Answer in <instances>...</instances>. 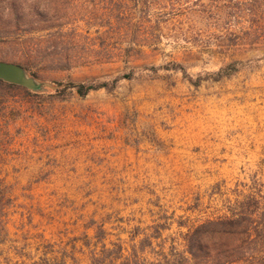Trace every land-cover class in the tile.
Returning a JSON list of instances; mask_svg holds the SVG:
<instances>
[{
  "label": "rangeland",
  "instance_id": "obj_1",
  "mask_svg": "<svg viewBox=\"0 0 264 264\" xmlns=\"http://www.w3.org/2000/svg\"><path fill=\"white\" fill-rule=\"evenodd\" d=\"M121 1L125 13L106 18ZM184 1L0 0V60L25 64L47 85L33 95L0 83V223L9 233L0 264H48L56 243L47 241L60 230L70 242L82 192L109 213L123 210L111 220L160 230L168 251L178 225L222 214L241 192L255 193L264 212V19L258 37L238 39ZM142 5L153 14L144 40L135 26ZM236 61L245 66L233 76L211 79ZM131 68L111 93L52 97L58 85ZM129 191L138 193L133 210L111 205L110 195ZM141 207L153 212L141 218Z\"/></svg>",
  "mask_w": 264,
  "mask_h": 264
},
{
  "label": "trees",
  "instance_id": "obj_2",
  "mask_svg": "<svg viewBox=\"0 0 264 264\" xmlns=\"http://www.w3.org/2000/svg\"><path fill=\"white\" fill-rule=\"evenodd\" d=\"M120 3L121 5L116 6L117 8L113 6L107 8L106 18L110 20L114 11L119 16L125 13L126 3L122 1ZM184 3L202 9L203 19L213 21L221 29L226 28V31H229L238 39L258 37L261 34L264 19V0H187ZM194 8L189 9L193 10ZM139 13L135 26L139 36L144 37V40L151 29L150 23L153 14L150 13L147 5L140 6ZM235 24L240 26L241 30L239 32L230 30ZM245 25L246 27H243ZM141 42L138 40L133 43L144 46L148 44ZM13 63L21 66L29 76L37 79L35 75L27 70L25 64ZM243 66L245 65L242 62H230L219 68L213 75H210L211 79L216 82L227 79ZM169 70H181L185 74L180 65H171ZM129 71V74L122 77L118 76L110 81L92 79L84 82L71 81L64 85H58L52 97L61 100L62 96L70 91L80 98L100 90L111 93L120 80H131L133 78L132 68ZM188 80L190 83L193 82L190 79ZM198 82L192 84L197 86L200 83ZM0 83L31 92L23 87L7 84L3 81H0ZM32 93L38 95L42 92ZM151 136L153 142L157 143L158 139L153 130ZM215 187L217 188L218 185ZM254 194L239 193L234 200L227 202V207L222 214L214 218H208L198 225L193 227L183 224L178 225V238L169 240V251L165 249L160 230L154 233V231H148V227L142 228L139 225H132L133 227L127 231L125 227L130 226L132 220L117 216L113 217L112 220L111 217L110 219L107 218L97 227L94 236L95 241L88 255L89 264H176V260H181L184 264L189 262L191 264H237L262 258L264 255L259 250V246H264V212L260 209L261 202ZM257 195L259 196V194ZM110 223L116 226L119 234L116 235V239L106 242L110 234L103 226ZM182 229L185 231H182ZM0 236V243H4L8 234L1 223ZM67 244V241H63L62 236L56 251L52 250L54 257L50 259L48 264H66L68 259L76 261L72 257L73 251H66ZM146 253L150 254L151 261L143 259L142 256Z\"/></svg>",
  "mask_w": 264,
  "mask_h": 264
},
{
  "label": "crops",
  "instance_id": "obj_3",
  "mask_svg": "<svg viewBox=\"0 0 264 264\" xmlns=\"http://www.w3.org/2000/svg\"><path fill=\"white\" fill-rule=\"evenodd\" d=\"M134 192V193H132ZM80 196L76 197V200L72 202V214L74 216V219L71 222V229L72 231V237L70 239V242L67 244L66 251L70 252L73 251L74 254H72V257L75 258L74 260H66V264H89V251L92 248L93 242L95 241L94 236L97 230V227L100 223L103 222V220L111 217V213L114 212L116 215H120V213L123 210H115L111 211V213L106 211V207L101 206L100 204H94L92 200L89 199V195L87 192L85 193H79ZM116 194V193H115ZM110 195L109 200L111 201V205L116 203L117 205L121 206L125 209H131L133 210L135 206L139 203L138 199H135L134 196L138 194L135 191H129V193H123L120 194L118 197L116 195ZM93 206V207H92ZM140 206H143L140 204ZM149 206V205H148ZM134 207V208H133ZM92 208L91 211H89ZM141 210H139L137 213L142 218L143 216L146 217L147 214L152 213L153 211L150 210L151 208H144L141 207ZM132 212L133 217H135V214ZM147 213V214H146ZM110 221V220H109ZM134 225L139 226H146V224L143 225V222L138 221V219L135 218ZM139 222V223H138ZM68 226V225H65ZM133 226H127L125 229L129 231ZM103 228L110 234L108 236V239L106 242L116 239V235L119 234L117 231L116 226L114 224H104ZM144 228V227H142ZM9 234V233H8ZM121 237H123L121 235ZM41 240L44 241L46 238L45 236H40ZM60 230H57L50 239H48L47 242L56 243L54 244L55 248H57V245L60 242ZM47 240V239H46ZM29 240H26L28 242ZM32 243H28L26 245H30ZM37 246V245H35ZM61 246H63L61 244ZM63 248V247H61ZM40 249V247H39ZM40 251V250H39ZM71 255V254H70Z\"/></svg>",
  "mask_w": 264,
  "mask_h": 264
},
{
  "label": "water",
  "instance_id": "obj_4",
  "mask_svg": "<svg viewBox=\"0 0 264 264\" xmlns=\"http://www.w3.org/2000/svg\"><path fill=\"white\" fill-rule=\"evenodd\" d=\"M0 81L23 87L32 92H43L47 86L38 82L19 65L0 61Z\"/></svg>",
  "mask_w": 264,
  "mask_h": 264
}]
</instances>
